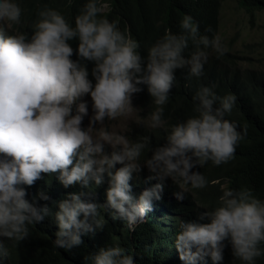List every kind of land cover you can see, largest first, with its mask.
<instances>
[{"label": "clouds", "instance_id": "1", "mask_svg": "<svg viewBox=\"0 0 264 264\" xmlns=\"http://www.w3.org/2000/svg\"><path fill=\"white\" fill-rule=\"evenodd\" d=\"M112 10L109 0H87L73 27L59 11L45 6L29 38L24 32L6 33L8 22L20 23L23 10L17 0H0V264L8 256L6 241L26 239L30 225L52 214L47 203H40L51 199L46 192L28 199L25 186L34 185L42 174H55L65 189L107 182L103 204L85 191L68 192L55 202L58 230L53 244L70 251L83 244V236L103 228L101 208L134 230L161 199L166 178L180 185L173 194L177 201L185 199V185L205 188V176L193 169L209 161L215 166L227 163L247 135L246 126L225 118L236 95L218 96L212 85L196 91L192 99L197 115L172 125L163 145L153 147L149 136L130 141L107 130L94 137L96 125L132 112L133 95L143 91L141 86L157 106L149 126L161 127L176 70L187 69L199 78L209 49L217 57L228 51L218 34H201L193 17L185 15L182 31H166L144 57L139 42L122 31L116 18L104 16ZM73 39L78 40L75 60L68 43ZM190 41L194 50L185 56ZM85 60L94 62L95 83L81 62ZM85 95L91 98L92 115L82 127L89 112ZM146 151L151 156L141 163ZM142 165L150 173L147 179L157 182L136 195L130 181ZM225 241L243 264H256L264 256V200L250 189L225 188L214 209L200 212L197 220L180 221L174 246L183 264H222ZM134 257L119 245L104 246L84 256L82 264H136Z\"/></svg>", "mask_w": 264, "mask_h": 264}, {"label": "trees", "instance_id": "2", "mask_svg": "<svg viewBox=\"0 0 264 264\" xmlns=\"http://www.w3.org/2000/svg\"><path fill=\"white\" fill-rule=\"evenodd\" d=\"M113 4V10L105 14L106 17H115L116 22L125 28L124 32L130 34L139 42L141 55L147 56V49L161 38L166 31L179 34L180 21L185 15L193 17L198 23L201 34L209 37L217 35L221 26L222 6L226 0H109ZM238 7L254 18L257 13L264 12V0H236ZM22 8L20 23H7L6 33L15 35L24 32L30 38L32 26L37 20L38 12L45 6L59 11L66 21L75 26V18L82 10L87 0H17ZM4 23V22H0ZM212 32H205L207 27ZM127 27V28H126ZM73 47L72 59H78L75 49L78 40L68 41ZM194 50L191 41L184 51L188 56ZM208 62L204 65V74L197 78L190 76L187 69H177L175 82L170 90L167 103L163 106V124L159 128H151L150 113L157 107L152 103V97L146 86H141L143 91L133 95L136 104L145 106L148 113L135 130L130 132V141L139 140L143 136L151 138L152 146L166 143V135L172 125L183 122L190 116L197 115L194 112L192 97L201 86L215 85L214 91L218 96L228 93L236 95L237 100L231 113L226 114V119L235 121L241 127H247V135L242 139L234 157L227 163L219 166L210 161L203 167L196 166L193 171L201 172L207 185L203 189H194L185 185V199L177 201L174 193L180 191L177 182L166 178L162 197L153 202L152 210L146 215L144 222L130 230L122 220H113L102 208L100 217L104 221L102 229L94 234L89 233L82 237L83 244L74 247L70 251L56 248L53 244L55 232L58 230L54 212L56 203L65 198L68 192L85 191L90 193V198L98 204L105 203V190L107 182L89 189H82L80 185L70 186L65 189L56 179L55 174H42L31 187L25 186L28 199L31 200L39 191H44L50 196V200L40 201L47 203L52 209V214L41 223L29 226V235L19 242L6 241L8 256L2 264H82L83 257L96 252L100 247H120L135 254L136 264H183L174 246L176 232L179 231L180 221L197 220L198 214L206 210H212L219 204V197L225 188L250 189L252 195L264 200V71L256 69H241L235 61V53L230 50L217 57L211 49ZM86 64L89 71V79L93 80L91 70L94 62L81 61ZM91 100L85 95L82 99ZM106 151L111 147L106 145ZM151 152H145L141 157V163ZM120 167V165H117ZM149 172L142 165L139 173H133L132 191L138 195L145 188L156 183L149 181ZM201 223L207 222L199 221ZM227 244L223 252L222 264H243L241 260L232 255L230 244ZM264 248V244L261 245ZM211 264V261H208ZM256 264H264V256L257 258Z\"/></svg>", "mask_w": 264, "mask_h": 264}, {"label": "rangeland", "instance_id": "3", "mask_svg": "<svg viewBox=\"0 0 264 264\" xmlns=\"http://www.w3.org/2000/svg\"><path fill=\"white\" fill-rule=\"evenodd\" d=\"M106 10L107 6L104 5ZM218 35L221 37L226 50L235 53V61L241 69L255 68L264 70V12H259L251 18L245 10L238 7L236 0H226L222 6L221 26ZM91 101H88V116H85L82 127H87L88 117L92 115ZM134 109L127 116L117 117L114 120H105L103 125H96L91 130L94 137L107 130L126 138L137 125L144 121L148 113L145 106L136 104L132 98ZM150 116H148V119ZM227 244L223 250L226 251Z\"/></svg>", "mask_w": 264, "mask_h": 264}]
</instances>
